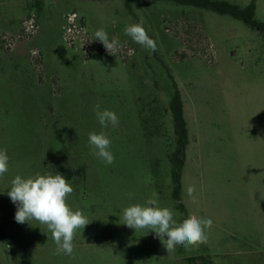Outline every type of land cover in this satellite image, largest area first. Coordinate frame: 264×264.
<instances>
[{"label":"rangeland","instance_id":"obj_1","mask_svg":"<svg viewBox=\"0 0 264 264\" xmlns=\"http://www.w3.org/2000/svg\"><path fill=\"white\" fill-rule=\"evenodd\" d=\"M212 1L242 9L256 2L264 23V0ZM72 13L86 42L66 38ZM32 17L35 33L27 32ZM141 19L155 53L124 33ZM101 28L120 41L113 55L92 41ZM176 92L188 125L185 212L174 197V161L182 158L170 110ZM97 103L116 113L117 127L101 128ZM102 130L112 165L90 154L89 133ZM0 149L9 156L0 264H264V33L165 0H0ZM37 172L62 174L74 189L69 206L90 222L77 230L71 256L55 254L45 225L14 219L10 182ZM149 198L178 223L190 214L212 219L207 243L168 253L154 232L124 225L123 210Z\"/></svg>","mask_w":264,"mask_h":264},{"label":"clouds","instance_id":"obj_2","mask_svg":"<svg viewBox=\"0 0 264 264\" xmlns=\"http://www.w3.org/2000/svg\"><path fill=\"white\" fill-rule=\"evenodd\" d=\"M143 24L141 19L139 23L127 25L124 33L133 42L155 53L157 43L150 38ZM92 41L101 42L106 51L112 55L121 47L120 41L116 38L110 40L103 28L94 33ZM93 110L102 129L108 128L109 125L113 128L119 125V118L114 111L101 110L99 103L94 105ZM88 144L91 149L90 154L100 159L102 163L105 165L114 163L115 157L110 150L111 140L105 131L90 132ZM8 170L9 156L6 149H0V179ZM73 191L69 181L57 172L55 174L37 172L28 178L16 175L11 180L7 191V196L16 205L15 221L19 224H28L29 221L35 220L45 225L56 245V255L71 256L77 230L84 229L90 223L81 210H73L69 206L67 199ZM186 192L192 202L196 203L195 187L189 185ZM131 196L130 193L129 198ZM122 219L123 224L131 229H149L154 232L168 253L175 251L178 245L190 249L206 244L207 230L213 225L212 219L201 218L195 214H190L188 218L178 223L173 217L172 210L158 206L156 198L147 199L144 205L133 204L126 207L122 212Z\"/></svg>","mask_w":264,"mask_h":264},{"label":"trees","instance_id":"obj_3","mask_svg":"<svg viewBox=\"0 0 264 264\" xmlns=\"http://www.w3.org/2000/svg\"><path fill=\"white\" fill-rule=\"evenodd\" d=\"M170 1L180 5L193 6L197 8H204L210 11H214L223 15H230L234 18L243 20L246 24L252 28L259 29L264 33V23L259 22L255 19L256 16V2H252L249 6L241 8L238 5H233L224 1H212V0H165ZM170 110L173 115V119L176 127V134L178 136V142L180 146V151L178 153L182 158H178L174 161V197L178 202V207L185 212V206L181 200V191H182V169L184 167L185 158H186V147L188 145V125L185 119V107L181 96L176 92L171 100ZM190 264H199L197 262V257H192L189 259ZM210 261L206 260L202 264H208Z\"/></svg>","mask_w":264,"mask_h":264},{"label":"built area","instance_id":"obj_4","mask_svg":"<svg viewBox=\"0 0 264 264\" xmlns=\"http://www.w3.org/2000/svg\"><path fill=\"white\" fill-rule=\"evenodd\" d=\"M79 19L80 18L77 13H72L66 18V38L71 44H74L75 39L79 36L84 40V42H86L84 39L86 34L85 27L78 24ZM36 30V20L35 17H32V19L27 22V32L35 33Z\"/></svg>","mask_w":264,"mask_h":264}]
</instances>
